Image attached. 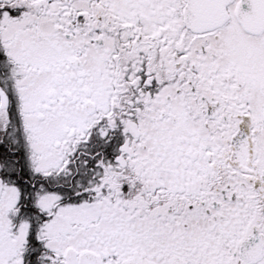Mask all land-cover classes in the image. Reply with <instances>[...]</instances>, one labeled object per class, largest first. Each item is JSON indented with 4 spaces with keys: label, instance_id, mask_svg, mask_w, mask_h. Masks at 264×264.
I'll list each match as a JSON object with an SVG mask.
<instances>
[{
    "label": "snow or ice",
    "instance_id": "snow-or-ice-1",
    "mask_svg": "<svg viewBox=\"0 0 264 264\" xmlns=\"http://www.w3.org/2000/svg\"><path fill=\"white\" fill-rule=\"evenodd\" d=\"M0 264H264V0H0Z\"/></svg>",
    "mask_w": 264,
    "mask_h": 264
}]
</instances>
